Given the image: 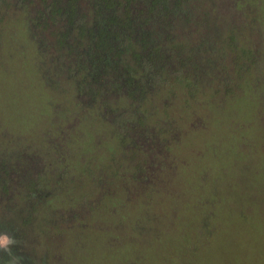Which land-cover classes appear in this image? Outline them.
I'll use <instances>...</instances> for the list:
<instances>
[{
	"label": "rangeland",
	"instance_id": "1",
	"mask_svg": "<svg viewBox=\"0 0 264 264\" xmlns=\"http://www.w3.org/2000/svg\"><path fill=\"white\" fill-rule=\"evenodd\" d=\"M232 1L235 7L227 8L240 20L251 21L259 10L257 24L247 29L264 27V0H249L244 8ZM41 8H32V15ZM37 13V39H25L18 29L17 39H4L0 47L2 122L17 130L14 137L40 151L50 148L36 166L50 172L53 206L39 214L24 242L28 253L39 264H264V54L252 74L261 76L259 83L236 94L217 74L209 80L210 101L202 96L209 87L189 96L158 85L148 94L158 103L151 108L143 98L126 96L128 87L116 86L104 118L83 126L93 112L73 105L76 97L64 93L71 86L41 82L46 68L68 75L74 62L65 59L71 48L58 44L57 35L43 39L61 27L40 25L44 14ZM253 40L264 47L261 33ZM223 51L217 65L233 72V53L226 44ZM90 88L97 86L82 95L86 103ZM5 99L20 102L15 114H5L11 106ZM117 128L123 134L115 138L111 129Z\"/></svg>",
	"mask_w": 264,
	"mask_h": 264
},
{
	"label": "trees",
	"instance_id": "2",
	"mask_svg": "<svg viewBox=\"0 0 264 264\" xmlns=\"http://www.w3.org/2000/svg\"><path fill=\"white\" fill-rule=\"evenodd\" d=\"M39 1L43 9L37 12L44 14V21L40 25L50 28L55 24L61 27L59 32H48L50 38L45 36L43 39H54L57 35L58 44L71 48L70 58L65 56V59L74 62L68 75H53L46 68L41 82L52 88L56 86L55 89L60 87L62 80L71 86L72 89L64 93L70 91L72 98L76 97L73 105L78 106L80 111L84 108L88 113L93 112L91 119H87L83 126L91 124L92 119L98 120L97 117L104 118V111L107 112L110 107L108 94L115 93L116 86L121 90L128 87L129 95L126 96L133 94L135 100L143 98L148 101H145L146 105L150 103V107L154 108L158 104L154 100L155 95L151 97L148 94L158 85L160 89L166 87L170 93L185 89V94L189 96L209 87L202 96L210 101L213 94L208 86L209 80L217 74L222 75L217 78L229 94H236L244 86L253 87L259 83L261 76L255 75L253 78L252 74L258 66L259 54H264V47L256 48L257 44L252 41L258 39L260 33L264 39V27L252 31L246 28L249 22L257 24L259 10L255 11L256 17L254 15L251 21H246L245 18H236L234 11L227 8L228 4L234 6L232 0ZM36 2L0 0V47L4 39H17L18 29L25 39H37L34 35L35 26L39 27L34 23L37 12L32 15L31 10L40 6ZM249 2L237 0L236 5L244 8ZM83 3L89 15L82 13ZM251 3L257 4L258 1L251 0ZM6 17L9 19L7 22ZM60 21L65 23L63 27L58 24ZM73 32H76L75 38H72ZM237 39H240V44ZM38 44L35 46H40L39 41ZM225 44L233 53V72L222 70V66L217 65ZM246 70H252V73ZM30 84L34 85L32 82ZM88 86L97 88H90L91 96L88 95L89 102L86 103L81 97L89 93ZM51 99L48 98V101ZM2 101L4 99L1 98ZM115 104L112 105L113 110ZM10 105L11 111L7 110L5 114H15V110L20 108V102ZM3 114L4 111H0V233L11 232L12 243L6 249H0V264H39L35 256L25 249L24 242L32 235L39 214L44 212V208L53 206L48 198L51 186L46 177L50 172L43 169L37 171L36 166L39 156L43 154L44 159L49 157L50 148H43L41 153L29 139L14 137L17 130L7 128L1 119ZM31 128L26 130L31 133ZM99 131L96 130L101 133ZM111 131L115 138L116 134H123L118 128ZM63 145L66 144L63 142L60 146ZM22 148L26 151L19 150ZM56 148L59 155L66 156L59 145ZM55 164L61 166L62 159L58 158ZM61 168L58 171L69 172ZM46 222L51 224L50 219Z\"/></svg>",
	"mask_w": 264,
	"mask_h": 264
},
{
	"label": "clouds",
	"instance_id": "3",
	"mask_svg": "<svg viewBox=\"0 0 264 264\" xmlns=\"http://www.w3.org/2000/svg\"><path fill=\"white\" fill-rule=\"evenodd\" d=\"M12 243V237L7 233H0V249H6Z\"/></svg>",
	"mask_w": 264,
	"mask_h": 264
},
{
	"label": "flooded vegetation",
	"instance_id": "4",
	"mask_svg": "<svg viewBox=\"0 0 264 264\" xmlns=\"http://www.w3.org/2000/svg\"><path fill=\"white\" fill-rule=\"evenodd\" d=\"M11 233V232H10ZM11 235H12V233H11Z\"/></svg>",
	"mask_w": 264,
	"mask_h": 264
}]
</instances>
